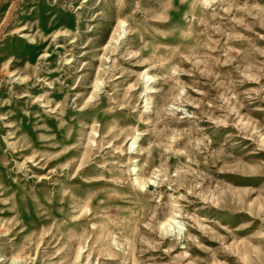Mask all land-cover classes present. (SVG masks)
<instances>
[{"label": "rangeland", "instance_id": "obj_1", "mask_svg": "<svg viewBox=\"0 0 264 264\" xmlns=\"http://www.w3.org/2000/svg\"><path fill=\"white\" fill-rule=\"evenodd\" d=\"M0 264H264V0H0Z\"/></svg>", "mask_w": 264, "mask_h": 264}]
</instances>
